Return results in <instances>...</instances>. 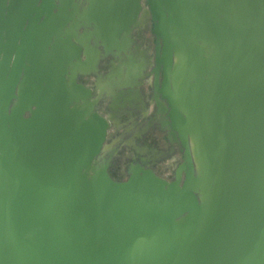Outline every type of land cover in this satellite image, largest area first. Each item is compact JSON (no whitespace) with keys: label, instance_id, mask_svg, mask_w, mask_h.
<instances>
[{"label":"water","instance_id":"1","mask_svg":"<svg viewBox=\"0 0 264 264\" xmlns=\"http://www.w3.org/2000/svg\"><path fill=\"white\" fill-rule=\"evenodd\" d=\"M100 1L0 0V264H264V0H123L112 38ZM148 20L171 180L110 172L78 81Z\"/></svg>","mask_w":264,"mask_h":264},{"label":"flooded vegetation","instance_id":"2","mask_svg":"<svg viewBox=\"0 0 264 264\" xmlns=\"http://www.w3.org/2000/svg\"><path fill=\"white\" fill-rule=\"evenodd\" d=\"M141 3L142 6H145V0H141ZM154 43L155 37L152 32V22L150 20H148L146 24L141 22L140 27L133 31L132 41H130L126 52L122 54L125 61H128V57L134 58L135 63L139 66L138 76L131 81L129 86L123 87V90L129 89L124 94H128L130 101L124 102L123 107L120 104L115 105L116 103H114L112 93L107 92L110 88L107 86V77L113 70L114 66L120 65V60L117 56L109 54L108 59L98 61L96 67L91 68L89 75L78 79L79 82L83 83L85 87L92 91L93 95L90 97V100L100 92L103 96L108 93L106 100L107 103L103 104V107L107 112H102L98 107H95L94 109L103 116L107 117V115H112V117L115 118L112 121H109L110 127H113L114 124L119 126V128L115 126L117 127V130L112 136L113 139H117L119 142L126 144H131L136 148V153L130 156V161L127 163L126 168L120 170L121 173H125L124 179H126V172L131 163L134 164L135 162H140L142 159L152 161L180 150L179 145L175 143L172 145L169 142L166 131L162 129L161 119L163 113L161 112V107L158 106L157 99L155 98L154 76L150 73L151 67L148 65L149 61H153ZM92 53L94 56L97 54L95 51ZM93 55L92 57H94ZM106 86L108 87L107 89L104 88ZM144 86L147 87L148 92L143 91ZM118 89H121V86L118 87ZM115 95H117V93H115ZM100 101H102V98ZM150 103H152L151 108L148 107ZM125 118H127V120H124ZM148 128L149 130L151 129L162 134L159 139L165 141L167 144L164 152L160 151L161 148H156V137L148 139L141 137ZM177 164L178 162L175 163L174 167H176ZM154 171L158 174L156 170Z\"/></svg>","mask_w":264,"mask_h":264},{"label":"rangeland","instance_id":"3","mask_svg":"<svg viewBox=\"0 0 264 264\" xmlns=\"http://www.w3.org/2000/svg\"><path fill=\"white\" fill-rule=\"evenodd\" d=\"M122 1L123 0H115L113 4H108L105 3L103 4V6H100V11L98 13L99 15V21H100V25L102 24L101 22H103V26H100L102 28V30L104 31V34L107 36H110L112 38V36L116 35V26L115 28L111 25V22L113 21V19H115L116 14H120L121 13V5H122ZM165 2L169 1V0H164ZM99 3H101V1L99 0ZM114 5V6H113ZM102 8H104V11H102ZM37 30L36 29V33L34 32L33 34H30V36H25V40H24V49H31V48H35L38 43V41L40 40V36H38L37 34ZM136 30V29H135ZM134 30V31H135ZM9 31V37L8 40H3L4 43L9 44V46H12L13 43V39H11V35H10ZM42 42V39H41ZM111 43H113L115 45L116 48L121 47V44H117V41L115 40V38H113L111 40ZM108 56H104V57H99L98 61L102 60L104 61L105 59H108ZM84 58V56H82ZM105 63V62H104ZM125 63V64H124ZM124 66L125 68H123L124 72L122 71V68L119 66H114L113 70L110 72V74L107 77V82L108 83V87L109 91L112 93L113 95V99H114V103L117 104H124V102H130L129 101V97L128 94H121L120 90L118 89V87L121 86V84L123 83V81H133L136 76L137 73L139 71V66L135 63L134 58H128V61H124ZM105 67V66H104ZM138 67V68H137ZM129 68V71H128ZM90 74V73H89ZM88 74V75H89ZM124 75L125 78H124ZM84 77V76H83ZM86 77V76H85ZM104 87L105 89H107L108 87ZM115 87V88H113ZM118 92H117V89ZM143 91L148 92V89L146 86H144ZM115 93H117V95H115ZM122 96V97H121ZM102 98V101H100ZM100 100L98 101V103L95 105V107H98L101 109L102 112H107L106 109H104L103 104H106V100H107V95L101 97ZM149 108L152 107V103H150L148 105ZM112 116V115H111ZM140 116V115H139ZM121 118V117H119ZM123 118V117H122ZM113 119H115L114 117H111L112 121ZM124 120H127V118H125ZM117 125H113V127H108L107 128V136L106 139L104 141V144L107 145V150L109 151V157L112 160V166H110V172L115 175L116 177H119L120 179H124L125 177V173L122 172L120 170H122V168H126L127 163H129L130 161V156L132 154H135V149L131 144H126L123 142H119L117 139H113V134H115V131L117 130V127L119 128V126L115 127ZM79 131L83 134L82 137L80 138V142L85 141V136L84 133L82 131V129H79ZM162 134H160L159 132H155L153 130H149V128L141 135V137L148 139V138H153L156 137L157 138V144H156V148L160 149V151L164 152V150L166 149V142L163 140H160L159 137ZM180 151V150H179ZM174 151L173 153H170L168 155H165L164 157L152 160V167L154 170L157 171V173L167 179L170 180L173 178V174H174V166L176 162H180L182 160V154L181 151ZM128 170V169H127ZM127 173V172H126ZM127 177V176H126Z\"/></svg>","mask_w":264,"mask_h":264},{"label":"crops","instance_id":"4","mask_svg":"<svg viewBox=\"0 0 264 264\" xmlns=\"http://www.w3.org/2000/svg\"><path fill=\"white\" fill-rule=\"evenodd\" d=\"M55 12V11H54Z\"/></svg>","mask_w":264,"mask_h":264}]
</instances>
